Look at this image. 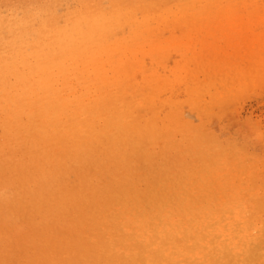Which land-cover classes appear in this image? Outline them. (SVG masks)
Returning <instances> with one entry per match:
<instances>
[{
	"label": "rangeland",
	"instance_id": "obj_1",
	"mask_svg": "<svg viewBox=\"0 0 264 264\" xmlns=\"http://www.w3.org/2000/svg\"><path fill=\"white\" fill-rule=\"evenodd\" d=\"M263 184L264 0H0V264H264Z\"/></svg>",
	"mask_w": 264,
	"mask_h": 264
},
{
	"label": "bare ground",
	"instance_id": "obj_2",
	"mask_svg": "<svg viewBox=\"0 0 264 264\" xmlns=\"http://www.w3.org/2000/svg\"><path fill=\"white\" fill-rule=\"evenodd\" d=\"M182 4L183 5L180 8L183 9V12L185 13V15L187 17H191L193 15V13H195L197 10L200 11V9H203V8L206 7L205 4H202L200 2L187 3L185 1V3H182ZM195 4L198 7L195 6ZM203 18H206V17H201V18H198V19H203ZM218 21H219V25L225 26V24L223 22H221L222 19H219ZM239 21H240L239 18H237V17L234 18V22H239ZM114 97H113V100H114ZM115 100H116V98H115ZM116 124H118V125L121 124V119L120 118H117ZM134 125H135V123L131 121V122H128L127 124H125L123 126H131V127H134ZM116 127H118V126H116ZM124 130H126V128H123V127L120 128V131L121 132H123ZM249 187L250 186H248V188ZM235 214H236L237 217L235 216L233 219L228 214L227 215L229 217L228 216H225L224 218L223 217H220L218 220L216 219L217 221L216 220L214 221V223H215L214 224V227L210 230L211 233L213 235H215V236H212V238L215 240V242L217 244L216 246H217V255L218 256H220L223 253V249L225 247L224 246L225 245L224 244V241H229L231 243L236 244L237 243V241H235L236 238H238L240 241H241V239H243V237L245 239L249 238V236L246 237L248 234H247V230H245L244 223L242 224V222H241L242 220L241 219H238L237 213H235ZM256 215H258V214H256ZM222 218H223V220H222ZM239 220H241V221H239ZM241 226H243V228ZM191 232L192 231L186 233V235H189ZM218 235H219L220 238L216 237ZM244 235H246V236H244ZM247 240H249V239H247ZM245 250H246V253L248 255H251V253L248 252L249 251L248 248H246ZM209 253H210L209 251H201L199 249L192 250L188 254L187 253H183V255L185 257L184 264H211L213 261L212 262H209V259H208V256H207V254H209ZM170 263L171 262H169V264ZM233 263L231 262V264H233ZM165 264H167V263H165Z\"/></svg>",
	"mask_w": 264,
	"mask_h": 264
}]
</instances>
